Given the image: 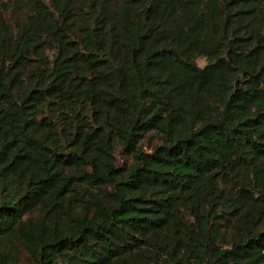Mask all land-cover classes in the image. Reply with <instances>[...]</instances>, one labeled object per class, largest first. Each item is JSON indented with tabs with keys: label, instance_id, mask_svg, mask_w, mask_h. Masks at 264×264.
Returning <instances> with one entry per match:
<instances>
[{
	"label": "trees",
	"instance_id": "trees-1",
	"mask_svg": "<svg viewBox=\"0 0 264 264\" xmlns=\"http://www.w3.org/2000/svg\"><path fill=\"white\" fill-rule=\"evenodd\" d=\"M0 264H264V0H0Z\"/></svg>",
	"mask_w": 264,
	"mask_h": 264
},
{
	"label": "rangeland",
	"instance_id": "rangeland-1",
	"mask_svg": "<svg viewBox=\"0 0 264 264\" xmlns=\"http://www.w3.org/2000/svg\"><path fill=\"white\" fill-rule=\"evenodd\" d=\"M197 64H198L199 66H203V65H204V60H198V61H197ZM151 143L154 144V142H143V143L141 144V147L143 148L144 151L148 152L149 149H150V146L153 145V144H151ZM115 156H116L117 162H118L119 164H122L123 162H125V161H129V160H130V158L126 155V153L123 152L121 149H119V150L116 152Z\"/></svg>",
	"mask_w": 264,
	"mask_h": 264
}]
</instances>
